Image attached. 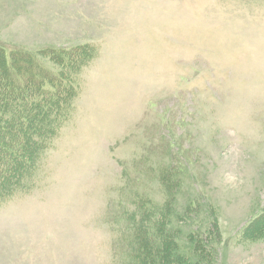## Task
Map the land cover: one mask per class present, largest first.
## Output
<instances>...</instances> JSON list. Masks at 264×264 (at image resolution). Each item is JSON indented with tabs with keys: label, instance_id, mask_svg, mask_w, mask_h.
I'll return each instance as SVG.
<instances>
[{
	"label": "rangeland",
	"instance_id": "obj_1",
	"mask_svg": "<svg viewBox=\"0 0 264 264\" xmlns=\"http://www.w3.org/2000/svg\"><path fill=\"white\" fill-rule=\"evenodd\" d=\"M33 123L0 264H264V0H0L1 147Z\"/></svg>",
	"mask_w": 264,
	"mask_h": 264
},
{
	"label": "trees",
	"instance_id": "obj_2",
	"mask_svg": "<svg viewBox=\"0 0 264 264\" xmlns=\"http://www.w3.org/2000/svg\"><path fill=\"white\" fill-rule=\"evenodd\" d=\"M52 50L57 49H53L48 46L46 49H42L41 51L48 53V51ZM31 51L34 52L33 49H31ZM31 51L23 52L22 56L26 58H35ZM69 62L70 61H67V64ZM40 67L41 66H39V71H42ZM42 69L47 72L49 79L51 78L50 82L49 84L47 83L48 81L37 85L34 84L28 90L29 95H33L34 99L32 98V101L35 106H38L39 103L46 102L48 103L45 105L46 110L51 109L50 105H55V108H58L59 104L66 99L69 91H72V87L69 88V86L67 87L60 84V79L58 78L59 75L55 72V66H52L47 70L45 68ZM34 125L35 124L33 123V131H31V129L28 131L27 140H25V136L23 135L24 137H22L19 143H16L15 146L18 149L16 151L7 149L5 146L1 147L3 145L2 141L4 142V138L3 140L0 139L2 140L0 142V199L8 196L7 194L10 192L12 187L15 189L21 179L24 178L27 170L29 171L35 166V159H37L41 151L45 149V143L43 141L49 138L54 131L51 127L49 129H36ZM8 130H10V128H8ZM1 131L2 129H0V132ZM20 151L23 152L22 154H24L25 157L17 154ZM30 155H32L31 158H29ZM161 234H163V232H161Z\"/></svg>",
	"mask_w": 264,
	"mask_h": 264
}]
</instances>
